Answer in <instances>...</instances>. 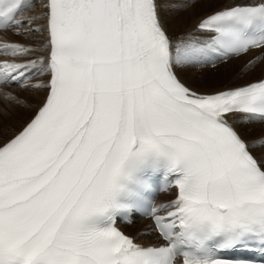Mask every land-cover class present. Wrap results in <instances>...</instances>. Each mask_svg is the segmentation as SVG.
I'll list each match as a JSON object with an SVG mask.
<instances>
[{"label": "snow or ice", "instance_id": "1", "mask_svg": "<svg viewBox=\"0 0 264 264\" xmlns=\"http://www.w3.org/2000/svg\"><path fill=\"white\" fill-rule=\"evenodd\" d=\"M185 6L0 0V264H264V133L238 126L264 121V76L202 91L179 75L264 54V0L170 33L163 10ZM13 85L43 93L19 128ZM161 180L174 197L155 203ZM136 213L155 242L118 226Z\"/></svg>", "mask_w": 264, "mask_h": 264}, {"label": "bare ground", "instance_id": "2", "mask_svg": "<svg viewBox=\"0 0 264 264\" xmlns=\"http://www.w3.org/2000/svg\"><path fill=\"white\" fill-rule=\"evenodd\" d=\"M161 2L170 3L172 1L163 0ZM185 2L188 6L181 8L182 11L178 9L165 8L162 12L165 24L172 34L186 32L193 29L196 26L195 24L199 18L210 13L213 9L219 7L220 4V0H198L196 2L185 0ZM211 5L217 6H214L215 8L212 7L208 9L211 7ZM179 16L182 18L181 20L179 19ZM8 35L11 36L10 33ZM11 38L14 40L24 39L23 37L18 36H11ZM260 54V51L253 50L247 54L232 56L227 59L217 61L214 65L209 66L213 67L214 70L210 71L209 69H206L205 67H207V65L196 66L180 69L179 75L188 84L202 91H211L243 84L261 78L264 75V59L256 60V57H258ZM248 60L250 61L248 62ZM252 61H255V63H251ZM239 68L241 69L239 70L238 75L234 78H231V72L236 71ZM222 76L225 79H228V81L225 82V79H220ZM210 82H212V84L209 85L208 83ZM19 89L20 87L18 86H11L10 90L14 93H17ZM42 97V92H36L33 90H28L25 93H21L20 98L24 101V104L16 107L13 110L17 115V122H15L20 123L25 118V116H27L26 119H28L36 110V107L40 104ZM30 111L32 112L30 113ZM29 113L30 115L28 116ZM15 122H13V126L16 125ZM238 126L248 139L260 137L261 133H264V121H254L249 123L242 122ZM174 193L175 191L172 188L160 192L156 197L155 203L166 202L172 199L174 197ZM132 219L133 220L129 223H120V227L127 234L137 237L138 242L142 243L151 242L156 239L157 236L152 231V227L148 218L133 216ZM143 230L144 233L142 232Z\"/></svg>", "mask_w": 264, "mask_h": 264}, {"label": "rangeland", "instance_id": "3", "mask_svg": "<svg viewBox=\"0 0 264 264\" xmlns=\"http://www.w3.org/2000/svg\"><path fill=\"white\" fill-rule=\"evenodd\" d=\"M161 1H163V0H161ZM172 2H173V0H171ZM188 1H193V0H188ZM196 1H198V0H195V2ZM215 1V0H214ZM214 6H217V5H211V7H209L208 9H210V8H212V7H214ZM215 8V7H214ZM178 10H180V11H182L181 9H178ZM179 19L181 20L182 18H180V16H179ZM262 55V53L259 55V56H261ZM250 60H248V62H249ZM209 66H211V65H207V67H205L206 69H209L210 71L211 70H214L213 69V67H209ZM242 67H243V65H242ZM241 68H239L238 70H236V71H233V72H231V78H234V77H236L237 75H238V72H239V70H240ZM202 72V71H201ZM229 75V74H228ZM227 75V76H228ZM218 76V75H217ZM224 76V75H223ZM221 77L220 79H225L224 77H226V76H224V77ZM231 78H229V79H231ZM226 81L225 82H227L228 81V79H225ZM209 85L210 84H212V82H210V83H208ZM13 86H15V85H13ZM20 89H23V88H20ZM18 90V92L16 93V94H18L19 96H21V93H25V92H27L28 90H25V89H23V90ZM16 108V107H15ZM14 108V109H15ZM13 109V110H14ZM12 110V111H13ZM32 111H30V113H31ZM30 113L28 114V116L30 115ZM18 114V113H17ZM27 115V114H26ZM17 115H16V113H14V111L12 112V115H11V117H10V120H11V123H12V125H13V122H15L17 119ZM27 118V116H25V118L20 122V123H16V125L14 126L15 128H18L21 124H22V122L23 121H25V119ZM143 233H144V230L142 231ZM144 235V234H143ZM147 237H149V236H147Z\"/></svg>", "mask_w": 264, "mask_h": 264}]
</instances>
